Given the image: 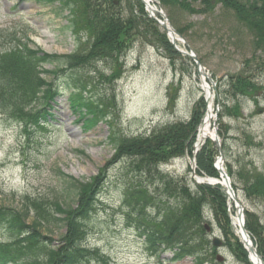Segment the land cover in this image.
<instances>
[{"label":"rangeland","instance_id":"obj_1","mask_svg":"<svg viewBox=\"0 0 264 264\" xmlns=\"http://www.w3.org/2000/svg\"><path fill=\"white\" fill-rule=\"evenodd\" d=\"M16 1L0 0V28H13L7 29L5 34L15 33L16 37L28 34L33 41L31 48L44 49L45 45L38 40L43 39L51 46L50 53L68 54L75 50L76 35L67 28V11L58 2ZM112 1L114 9L119 10L123 17L128 16L132 8V14L143 19L137 0ZM90 2L97 3L96 0ZM161 5L173 26L185 29L186 41L214 79L212 109L217 110V114L213 125L220 136L224 169L230 177L231 187H238L234 190L244 212H253L264 225V197H246L243 188L248 170L264 177L262 51L256 47L249 30L247 32L236 24L229 13L224 14L220 4L208 13L187 12L172 3ZM202 5L200 0L192 4L196 9ZM78 7H81L80 0ZM143 9L147 13L144 6ZM82 19L83 14H78V29H83L87 23L86 14V22L82 23ZM157 26L160 32L165 33L161 26ZM82 40L84 46L87 45L85 36ZM0 41L7 45L12 40L7 37ZM155 41L152 30L142 25L139 31L132 29L128 47L119 58L94 60L87 66L61 75L58 79L61 94L55 107L57 118L47 129L35 130L29 140L20 133L15 121L0 114L1 204L19 207L24 197L30 195L41 198L47 208L52 206V201L73 208L76 188L70 184L69 177L86 182L111 160L114 148L108 136L112 129L118 135L131 137L148 134L153 128L167 123L189 120L196 103L204 95L195 65L186 55L170 58ZM178 48L185 50L186 47L180 42ZM248 59L250 61L246 63ZM53 67L45 66L46 69ZM239 73L252 74L256 88L235 99L229 92V84L231 77ZM76 84L84 85L87 89L84 95H91L108 113L106 121L100 120L89 130L82 129V121H76L69 108L68 95ZM224 106H227L225 111ZM258 109L261 112L257 113ZM204 113L205 110L201 119ZM193 157L196 161V155L187 151L180 157L159 163L157 168L161 173L183 178L193 190L197 184L196 175L191 170ZM215 157L216 154L213 162ZM134 167L129 158L108 167L107 181L96 207L84 222L86 235L83 244L97 249L100 255L95 254L85 264H104L105 260L107 264H195L189 256L172 262L167 260L171 253L155 257L149 250L139 230L141 220L135 219L139 216L138 210L145 219H151L153 214L148 208L142 209L139 202L126 198V191L138 184L148 185L150 180ZM197 168L196 163V171ZM199 175L207 176L204 171ZM52 213L62 217L57 212ZM227 213L229 218L233 214L230 218L232 224L231 220L236 216L234 208ZM201 224L206 225L204 236L209 241L208 246H204V264H244L225 244L227 239L209 205L203 207ZM231 228L237 237L233 224ZM64 232L65 225L53 221H44L40 230L53 244L58 243ZM7 237L8 234L0 229V240ZM214 237L220 239L219 246L212 245Z\"/></svg>","mask_w":264,"mask_h":264},{"label":"trees","instance_id":"obj_2","mask_svg":"<svg viewBox=\"0 0 264 264\" xmlns=\"http://www.w3.org/2000/svg\"><path fill=\"white\" fill-rule=\"evenodd\" d=\"M37 1L45 4L58 2L64 7L68 17L67 28L76 35V48L68 54H49L41 48H31L28 36L16 37L15 33L8 35L4 33L6 31L0 32V39L9 37L12 40L7 45H2L0 41V114L19 122L28 135L42 121H47L49 116H53L55 98L60 93L59 77L67 71L87 66L94 60L119 58L128 47L132 29L139 31L140 26H148L156 36L155 42L170 58L179 56L166 33L160 32L157 23L147 16L140 0H137V4L143 19L134 16L132 8L128 16L123 17L119 10L114 9L115 3L112 0H96V4L90 0H80L81 7H78V0ZM159 1L164 5L172 3L173 6L178 5L181 10L195 13L212 12L215 6L220 4L224 14L229 13L236 24L241 25L247 32L249 30L256 47L262 51L261 59L264 61V0H200L203 7L199 9L192 6L197 0ZM80 13L83 14L82 23L86 22L85 14L87 16L83 29H78L77 25ZM176 29L186 37L185 29L178 26ZM84 36L87 41L85 46L82 40ZM249 61L248 59L246 63ZM48 64L54 67L46 69ZM252 79V74L239 73L232 76L229 84L230 94L235 99L240 97L238 95H248L256 88ZM76 82H79V79ZM76 85L69 93L68 100L72 111L78 114L77 119L83 120L84 129L89 130L100 120L106 121L108 113H105L100 102L91 95H84L87 90L84 85ZM204 108L205 102L200 99L189 120L153 128L147 135L128 137L118 135L112 129L108 136L114 148L111 160L96 176L86 182L81 183L69 177L70 184L76 188L73 208L65 207L57 201H52V206L47 208L41 198L30 195L24 197L19 207L0 203V225L3 224L16 238L13 243L0 244V252L19 255L24 261L23 264H78L89 255L98 254L96 250L82 246L81 241L85 234L84 220L96 207L98 196L107 181L108 167L129 158L139 174H144L150 180L148 185L138 184L126 191V198L139 202L143 209L148 208L153 214L151 219H145L139 212L135 219L141 220L139 230L149 247L155 252L171 251L175 260L187 255L194 259L195 264H203L206 261L204 246H208L209 241L205 239V228L201 223L203 207L209 205L227 239L225 244L242 263L250 264L247 251L232 232L224 188L220 185L196 184L192 190L183 178H174L161 173L157 168L161 162L180 157L187 151L191 152ZM225 110L227 106H224ZM205 144L196 154V172L200 174L204 171L208 176L217 177V170L213 166L217 149L209 140ZM247 172L243 182L244 196L264 197V177L249 173V170ZM234 187L238 189L237 186ZM52 211L62 217L54 216ZM143 219L146 221L143 222ZM44 221L61 222L65 225V232L56 245L43 241L45 237L40 230ZM245 227L252 235L258 253L264 259V225L253 212L246 211Z\"/></svg>","mask_w":264,"mask_h":264},{"label":"water","instance_id":"obj_3","mask_svg":"<svg viewBox=\"0 0 264 264\" xmlns=\"http://www.w3.org/2000/svg\"><path fill=\"white\" fill-rule=\"evenodd\" d=\"M157 6L159 7V10L152 8L151 6L149 7L150 10V16L152 18H154L155 20H157L154 16H153V12L157 13L158 15L161 16L162 21H158V23L161 25V27L166 31L167 36L170 38L171 42L174 44L175 48L177 49V51L179 53H181L182 55H187L189 57H191L197 67V70L200 74H202L203 76H205L208 80L209 83H211L212 85H214L213 79L204 71V66L200 63L199 59L196 57V55L194 54L192 48L190 47V45H188V43H186L182 37L180 36V34L178 33V31L176 29H174V27L171 25L170 20L168 19L166 13L163 11L161 5L158 3ZM179 39H182V41L185 43L187 50H181L179 49L176 45L175 42ZM208 91L210 92V88H208ZM257 112H261L260 110H258ZM213 141L216 143V145L218 146L219 149V154L221 155V149H220V144H219V139H218V135L215 129L214 132V139ZM221 158V157H220ZM218 168V172L220 177L222 178V183L225 185V187L227 188V192L229 194V196L235 201L236 203V209L238 212V219L240 222V227H241V231H242V235L244 234V240L243 243L248 251L249 254H252L257 260H258V264H264L261 256H259L256 253V249L255 247L250 244L247 240L248 238V234L246 232V229L244 228L243 225V221H242V207L240 205V203L238 202L237 198L234 195V191L230 186V180L229 177L227 176L226 172L222 169V167H220V165L217 166ZM213 243L216 245L220 244V241L218 239H214Z\"/></svg>","mask_w":264,"mask_h":264},{"label":"bare ground","instance_id":"obj_4","mask_svg":"<svg viewBox=\"0 0 264 264\" xmlns=\"http://www.w3.org/2000/svg\"><path fill=\"white\" fill-rule=\"evenodd\" d=\"M143 2L145 3L146 5V8L149 10V5H153V2L154 0H143ZM41 43H43L45 45V47L47 49H51V46H49L43 39H38ZM203 88L206 89L205 85H203ZM211 97V95H210ZM212 101H213V96L210 98V104L208 105V112L206 113V115L204 116V119H203V122L202 124L200 125V128H199V131H198V134H197V141L200 143L206 136H209V135H213V130H212V123H213V120H214V111L212 109ZM213 182V181H212ZM214 182H217V181H214ZM233 221H234V224H235V230L237 232V235L239 236V238L241 239H244L242 234L240 232H238L239 230V226H238V220L236 218V216L233 217ZM248 242L251 244L252 240L248 237L247 238ZM252 259L254 260V257L252 256Z\"/></svg>","mask_w":264,"mask_h":264}]
</instances>
